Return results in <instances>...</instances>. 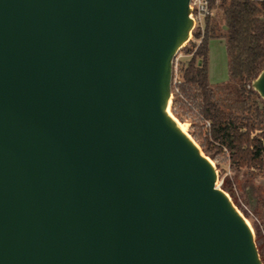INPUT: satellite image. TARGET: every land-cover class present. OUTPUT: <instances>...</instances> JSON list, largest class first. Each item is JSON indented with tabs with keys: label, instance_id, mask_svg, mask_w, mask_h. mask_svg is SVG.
<instances>
[{
	"label": "water",
	"instance_id": "obj_1",
	"mask_svg": "<svg viewBox=\"0 0 264 264\" xmlns=\"http://www.w3.org/2000/svg\"><path fill=\"white\" fill-rule=\"evenodd\" d=\"M190 0H0V264H264L170 112ZM264 98V69L254 81Z\"/></svg>",
	"mask_w": 264,
	"mask_h": 264
},
{
	"label": "trees",
	"instance_id": "obj_2",
	"mask_svg": "<svg viewBox=\"0 0 264 264\" xmlns=\"http://www.w3.org/2000/svg\"><path fill=\"white\" fill-rule=\"evenodd\" d=\"M212 8L222 11L225 32L213 16L207 17V26L201 42L191 45L186 52L192 57L182 66L181 93L200 101V111L211 121V130L205 131L201 147L213 158L210 147L220 155L229 152L233 166L264 165V98L254 88V81L264 69V0H210ZM197 37L200 32H193ZM223 38L228 52L229 81L212 84L209 79V40ZM191 43V44H189ZM236 86H232V85ZM181 99L174 95L172 110L178 113ZM195 120V119H194ZM196 121V122H195ZM204 130L199 121L195 120ZM223 189L232 195L228 183ZM237 204V203H236ZM256 242L264 262L263 235L255 226Z\"/></svg>",
	"mask_w": 264,
	"mask_h": 264
},
{
	"label": "rangeland",
	"instance_id": "obj_3",
	"mask_svg": "<svg viewBox=\"0 0 264 264\" xmlns=\"http://www.w3.org/2000/svg\"><path fill=\"white\" fill-rule=\"evenodd\" d=\"M212 16L214 20L219 23L220 31L225 32L226 27L223 24L222 11L216 7L213 10ZM184 46L179 50L178 53L179 55H182L183 64L190 60L193 55L192 53L196 49L195 46L191 53H187L186 50L192 47V44L187 45L186 47ZM208 67L210 81L212 84L215 85L229 81L228 52L225 39L211 38L209 40ZM232 86L236 85L234 84ZM173 98L174 97H172L170 102V112L183 126L184 130L187 131V133L201 147L200 143L206 139L205 131L199 127L198 123H195L196 121L194 120L190 111L182 103L181 105L178 104V113L174 114L172 110ZM210 149L213 158L210 156L209 157L215 164L219 175L217 184L223 189L222 186L224 183H228L229 190L235 196L237 204L233 201L232 195L229 192H226L232 199L237 209L251 225L254 233L255 226L260 228L264 241V165L262 167L259 165H255L253 167H236L233 166L229 157V152L226 148L224 149L226 154L225 156L220 155L216 147L211 146Z\"/></svg>",
	"mask_w": 264,
	"mask_h": 264
},
{
	"label": "built area",
	"instance_id": "obj_4",
	"mask_svg": "<svg viewBox=\"0 0 264 264\" xmlns=\"http://www.w3.org/2000/svg\"><path fill=\"white\" fill-rule=\"evenodd\" d=\"M190 7V15L194 24L189 41L198 45L205 34L207 17L213 15L214 8L211 7L210 0H190ZM193 32H200V36L197 37ZM178 53L179 51L173 60L172 97H174L175 94H178L181 99V103L188 108L193 118L200 122L204 131L208 132L211 130V121L205 119L201 114L200 101L187 98L183 93H181L180 85L184 81L182 75L183 58L182 55H179Z\"/></svg>",
	"mask_w": 264,
	"mask_h": 264
},
{
	"label": "bare ground",
	"instance_id": "obj_5",
	"mask_svg": "<svg viewBox=\"0 0 264 264\" xmlns=\"http://www.w3.org/2000/svg\"><path fill=\"white\" fill-rule=\"evenodd\" d=\"M173 117H174V119L176 120L177 124L181 127V129H182L183 131H185L184 128H183V126L179 123V121L175 118L174 115H173ZM185 132H187V131H185Z\"/></svg>",
	"mask_w": 264,
	"mask_h": 264
},
{
	"label": "crops",
	"instance_id": "obj_6",
	"mask_svg": "<svg viewBox=\"0 0 264 264\" xmlns=\"http://www.w3.org/2000/svg\"><path fill=\"white\" fill-rule=\"evenodd\" d=\"M209 79H210V75H209ZM211 82V81H210ZM212 83V82H211Z\"/></svg>",
	"mask_w": 264,
	"mask_h": 264
}]
</instances>
